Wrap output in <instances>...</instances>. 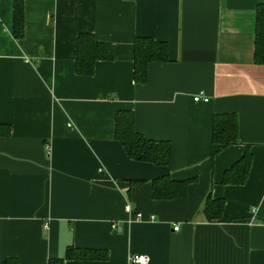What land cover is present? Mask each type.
Instances as JSON below:
<instances>
[{"label":"crops","instance_id":"1","mask_svg":"<svg viewBox=\"0 0 264 264\" xmlns=\"http://www.w3.org/2000/svg\"><path fill=\"white\" fill-rule=\"evenodd\" d=\"M15 1L0 0V125L10 133L0 137V264H48L69 247L107 258L63 264H130L132 254L147 264H264V64L252 58L264 0H19L18 39ZM81 34L113 47L90 76L75 70ZM136 38L167 45L143 84L133 79ZM120 110L170 144L168 166L128 158L114 138ZM226 114L236 140L221 148L212 118ZM246 150L244 183L220 184ZM162 176L190 181L185 196L152 199ZM207 195L223 200L211 223Z\"/></svg>","mask_w":264,"mask_h":264},{"label":"trees","instance_id":"2","mask_svg":"<svg viewBox=\"0 0 264 264\" xmlns=\"http://www.w3.org/2000/svg\"><path fill=\"white\" fill-rule=\"evenodd\" d=\"M23 31L22 4L14 3L13 35L20 38ZM114 58L110 44L96 42L94 37L81 34L76 43L75 70L78 75L90 76L94 64L98 61H111ZM253 62L264 64V5L255 8V27L253 38ZM167 61V45L151 38H136L133 46V79L143 84L147 79V68L150 63ZM236 120L233 115H215L211 125V143L225 148L235 143ZM9 128L0 125V137L8 136ZM114 138L118 141L128 158L137 162L151 163L157 166H168L171 161V146L165 141H154L136 131L132 111L120 110L115 113ZM250 165V153H245L222 173L220 184L242 185ZM138 183V182H137ZM188 180L174 181L169 176H162L151 182V197L156 201L183 198L186 194ZM134 184V183H132ZM223 200L204 199L201 215L207 223L217 221L222 212ZM107 254L101 250L76 249L69 247L64 257L50 259L48 264H63L65 260L91 261L106 260ZM3 264H19L17 259H6Z\"/></svg>","mask_w":264,"mask_h":264},{"label":"built area","instance_id":"3","mask_svg":"<svg viewBox=\"0 0 264 264\" xmlns=\"http://www.w3.org/2000/svg\"><path fill=\"white\" fill-rule=\"evenodd\" d=\"M192 101L194 103H197V102L206 103L208 101V98L206 96L196 94L195 96L192 97ZM124 209L128 213H133L129 204H126L124 206ZM134 219L140 220L141 215L139 213H135ZM45 227H47V225H45ZM116 227L117 225L115 223L111 225L112 229H116ZM178 229H179L178 227H174V231H178ZM148 260H149L148 257L143 256V255H138V254H132L129 256V259H128L130 264H147Z\"/></svg>","mask_w":264,"mask_h":264}]
</instances>
